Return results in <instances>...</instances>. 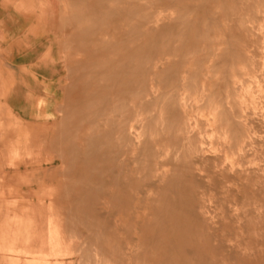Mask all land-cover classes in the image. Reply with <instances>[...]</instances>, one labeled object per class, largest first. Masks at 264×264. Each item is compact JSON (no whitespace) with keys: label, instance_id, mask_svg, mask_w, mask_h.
<instances>
[{"label":"rangeland","instance_id":"374dc122","mask_svg":"<svg viewBox=\"0 0 264 264\" xmlns=\"http://www.w3.org/2000/svg\"><path fill=\"white\" fill-rule=\"evenodd\" d=\"M32 196L72 264H264V0H0L7 264Z\"/></svg>","mask_w":264,"mask_h":264},{"label":"crops","instance_id":"0c3cea01","mask_svg":"<svg viewBox=\"0 0 264 264\" xmlns=\"http://www.w3.org/2000/svg\"><path fill=\"white\" fill-rule=\"evenodd\" d=\"M42 63V61H41ZM37 80L46 81L48 80L46 73L41 72L37 74ZM29 105L24 103V106L18 107L17 111L19 113H32L33 109L32 107H28ZM41 110V109H40ZM35 111V110H34ZM18 191V190H17ZM31 191V190H30ZM58 192V190H57ZM32 202L34 203L33 212L31 216V227L29 228V231L26 232H20L17 234V236L14 238V246L16 249H22L26 252H28V255L21 256L22 264H28L29 262L36 261L37 264H42L39 261V256L43 255H49L48 260L45 264H72L70 263V258H64L63 252H64V237L63 233H55L56 237L55 240V250L53 249V242H49V240H53V238H49V233L44 229V215L41 213L40 209L37 206V203L35 201V197L32 196ZM62 219V218H60ZM62 222V221H61ZM53 236L54 234H50ZM8 240V238H7ZM59 253L57 256L54 254ZM16 255H12L11 253H5L0 251V264H7V262L11 258H15ZM73 264H79L76 263L77 259H74Z\"/></svg>","mask_w":264,"mask_h":264},{"label":"bare ground","instance_id":"6f19581e","mask_svg":"<svg viewBox=\"0 0 264 264\" xmlns=\"http://www.w3.org/2000/svg\"><path fill=\"white\" fill-rule=\"evenodd\" d=\"M260 249V248H259Z\"/></svg>","mask_w":264,"mask_h":264}]
</instances>
